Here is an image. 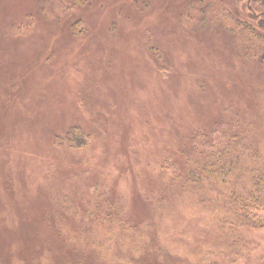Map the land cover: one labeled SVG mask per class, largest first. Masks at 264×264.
Instances as JSON below:
<instances>
[{
  "label": "rangeland",
  "instance_id": "obj_1",
  "mask_svg": "<svg viewBox=\"0 0 264 264\" xmlns=\"http://www.w3.org/2000/svg\"><path fill=\"white\" fill-rule=\"evenodd\" d=\"M239 2L0 0V264H52L49 249L59 250L45 247L54 238L41 209L68 175L72 187L83 176L93 196L126 202L133 248L148 230L175 264H264V230H230L208 202L220 200L218 183L176 178L188 156L230 134L264 161V63L224 13L239 4L246 17ZM76 125L91 134L87 146L56 143ZM91 250L115 264L106 244Z\"/></svg>",
  "mask_w": 264,
  "mask_h": 264
},
{
  "label": "trees",
  "instance_id": "obj_2",
  "mask_svg": "<svg viewBox=\"0 0 264 264\" xmlns=\"http://www.w3.org/2000/svg\"><path fill=\"white\" fill-rule=\"evenodd\" d=\"M239 1L242 0H236V3H240ZM243 1H245L244 15L246 17L242 18L239 15V9H241L238 7L239 4L232 6L227 3H225L227 8V11L224 10L225 16L232 18L235 25L246 36L243 39L246 50L249 49L253 55L259 56V61L264 63V0ZM217 12L220 14L221 10ZM226 13H229L230 16ZM245 55L249 56V52L246 51ZM54 139L57 144L79 149L88 145L91 134L84 133L80 126L76 125L69 128L64 135H55ZM225 139L226 141L218 145L214 151H207L200 157L188 156L184 180L178 175L176 178L190 187L203 186L202 184L207 182L208 187L211 188L214 185L212 181L218 183L217 185L222 190L220 200L208 199V202L220 203L218 218L221 224L232 221L230 230L236 228L234 223L246 224L264 230V161L259 159L258 153L251 149V143L248 142L245 145V151V143L234 134L227 135ZM189 150L190 148H188V152ZM256 156L257 163L253 161ZM67 178L69 180H58L57 188L50 187L51 184L48 186L50 187L49 191L54 194V201L50 207L48 205L41 209L42 218L54 238L51 242L46 239L48 244L45 247L49 249L50 246L54 252L56 249L59 250V254H56L55 257L49 249L52 264H66V260L63 259V254L67 253L66 250L72 251L71 261L73 264H79L82 261L80 258L85 259L83 258L84 254L89 256L86 259L87 264H103L105 260H103L102 254L91 250L95 245L100 247L102 244H106L108 251L116 250L115 264H175L172 261L175 258L170 253L164 252V246L159 245L155 237L151 238V235H148V230H146L147 235L139 236L141 239L139 246L133 248L132 241L137 236L128 231L125 201L117 200L114 203L109 201L111 196L105 197L102 196V193L93 196L88 191L91 181L87 178L83 179V176H77L82 180V183L73 187L72 184L76 183L74 180L76 178L71 175H68ZM172 181L174 183V180ZM170 183H164V192L167 194H170L168 190ZM190 187H180L181 194L190 190ZM62 210L64 213L62 212L63 215L59 217L58 212ZM90 217H92V224H90ZM24 221L36 225L31 223L29 217ZM69 227L71 229L63 230ZM91 229L93 230L89 233ZM68 231L79 234L86 233L92 240L84 243L82 242L83 238L77 239L76 237V240L72 242L67 234ZM36 236L39 237L41 234ZM151 244H153V249L146 247ZM80 245L83 247H79ZM23 261L25 262L24 258Z\"/></svg>",
  "mask_w": 264,
  "mask_h": 264
}]
</instances>
